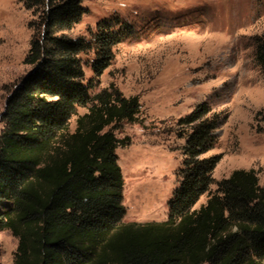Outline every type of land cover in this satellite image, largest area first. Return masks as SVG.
Returning a JSON list of instances; mask_svg holds the SVG:
<instances>
[{"label":"trees","instance_id":"1","mask_svg":"<svg viewBox=\"0 0 264 264\" xmlns=\"http://www.w3.org/2000/svg\"><path fill=\"white\" fill-rule=\"evenodd\" d=\"M19 1L36 22L30 69L9 93L0 131V228L18 239L14 264H264V185L254 170L217 181L221 156L206 157L228 115L202 103L180 119L186 145L168 219L125 222L117 149L128 141L115 132L138 122L141 104L114 84L92 90L135 28L115 16L72 36L88 12L82 0ZM255 45L264 75V35Z\"/></svg>","mask_w":264,"mask_h":264},{"label":"rangeland","instance_id":"2","mask_svg":"<svg viewBox=\"0 0 264 264\" xmlns=\"http://www.w3.org/2000/svg\"><path fill=\"white\" fill-rule=\"evenodd\" d=\"M88 10L72 36H88L102 19L118 16L135 28L114 48L111 66L92 94L114 84L138 97L137 123L115 133L124 176L125 222H163L178 185L186 138L180 119L199 104L228 115L206 157L221 156L213 177L254 170L264 185V75L255 61V39L264 35V0H82ZM36 18L19 0H0V131L9 93L29 67L24 60ZM83 57L86 78L94 77ZM87 109L80 108L79 115ZM76 117L71 120V130ZM216 185L212 186L215 191ZM204 195L198 204L206 203ZM6 209L0 207V221ZM18 239L0 228V264H14Z\"/></svg>","mask_w":264,"mask_h":264}]
</instances>
